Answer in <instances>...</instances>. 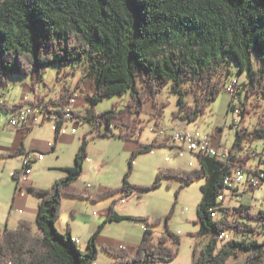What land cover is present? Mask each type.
<instances>
[{
  "label": "trees",
  "instance_id": "obj_1",
  "mask_svg": "<svg viewBox=\"0 0 264 264\" xmlns=\"http://www.w3.org/2000/svg\"><path fill=\"white\" fill-rule=\"evenodd\" d=\"M80 59H87L90 68L87 76L93 85L87 94L91 105L86 121L99 135H117L114 128H118L120 137L139 141L143 130L140 114L150 101L155 106L152 114L158 128L162 109L156 95L168 84L179 96L180 107L174 116L186 123L202 117L226 90V84L235 79L236 91L231 94L244 91L246 99L256 97L254 105H261L264 100V0H0V87L9 85L8 74L17 73L35 77L36 90L50 63L68 64ZM234 69L247 74V80L241 85L237 78L226 82ZM127 93L130 99L126 106L114 105L95 112L94 106L105 97ZM188 95L194 97L192 104L186 100ZM71 98L73 91L66 88L56 100L37 95L34 100L9 105L0 99V109L11 111L27 103L44 104L47 108H59L63 116ZM230 106L237 109L232 103ZM250 110L245 104L239 113L244 118ZM73 114L76 120H83L78 112ZM240 122L235 121L234 125ZM104 123L107 129L102 132ZM54 136L56 149L58 129ZM170 138L167 135L163 143L167 144ZM258 139L264 140V118L252 130L245 125L237 127L227 161L197 153L199 168L189 171L164 168L150 185L132 184L134 160L138 152L150 151L156 145L155 138L132 152L121 186L92 193L75 185L88 156L89 138L84 135L76 152V164L64 169V177L55 180L48 189L28 187L40 197L36 215L38 230L33 229L34 223L28 219L21 220L17 228L0 226V264H95L96 241L103 227L109 221L130 218L146 223L142 240L134 252L121 246L104 245L115 257L112 264L173 261L181 243L180 236L169 229L173 210L166 216L165 232L156 237L151 227L160 224L161 218L122 215L115 209L117 201L114 200L106 220L88 240L86 250L78 247L69 226L66 232L56 227L64 196L99 200L122 192L123 198L135 190L158 188L164 177L182 179L183 187L205 180L196 219L201 226L196 236L204 242L195 245L192 264H228L231 259L238 260L229 264H264V240L259 238L264 231V210L254 211L250 204L242 202L230 207L224 200H217L226 189V176L236 167L246 166L248 158L256 152L242 155L237 150H242L245 142ZM23 153V148H19L6 156ZM23 171V167L14 170L13 177L18 180ZM215 208L220 216H212ZM224 233L231 238H221Z\"/></svg>",
  "mask_w": 264,
  "mask_h": 264
},
{
  "label": "rangeland",
  "instance_id": "obj_2",
  "mask_svg": "<svg viewBox=\"0 0 264 264\" xmlns=\"http://www.w3.org/2000/svg\"><path fill=\"white\" fill-rule=\"evenodd\" d=\"M89 64L86 60H76L68 64H60L57 62L50 63L46 67L43 80L37 82L36 90L33 87L35 77L32 75L21 76L17 73L8 74L9 85L0 87L2 95L0 99L6 104L12 105L25 100H34L37 95L45 96L46 99L56 100L60 97L63 89L70 88L73 91L74 102L67 104V108L78 112L83 120H77L69 123L68 128L75 127V132L68 131L67 134H61L57 141L56 149L50 150L48 143L55 142V130L52 128L51 120L46 119L45 122L36 128L35 133L31 137V142L38 147V151L44 153L42 160L32 163V177L35 186L38 188H50L55 180L66 175L65 168L72 167L76 164V152L80 147L81 139L84 135L89 138L87 158L83 165V172L79 179L75 180V185L79 188H85L97 193L104 190H111L121 186L124 175L130 167L129 159L135 149H141V144H150L157 138L156 145L153 146L155 152L145 151L137 154L132 167L130 181L132 184L150 185L155 182L157 173L164 168H177L183 171H189L196 167H200L197 156L193 155L194 164H189V154L186 157H180L176 153V148L164 144L163 139L167 135H171L175 129L194 130L199 129L203 132L213 134L212 143L214 146L220 145L221 149H232L233 142L236 139V129L242 125L249 130L258 126L264 118V100L261 105H254L256 97L246 99L245 92L232 95L225 89L219 94L216 100L212 102L210 107L206 109L205 114L196 121L186 123V127L181 126V121L175 118L174 113L180 107L178 94L172 92L171 85H166L156 97L162 109V117L159 127L155 126L156 117L152 114L154 105L148 102L142 113L140 114L141 137L139 141L125 140L120 137L119 129L114 128L117 135H99L98 131H92V124L86 121L88 115L87 109L90 108V102L87 94L93 89L91 88V79L87 76L89 73ZM237 78L240 85L247 80L246 73H238L234 69V73L226 79ZM83 79V81H81ZM81 81V87L78 86ZM241 87V86H240ZM130 99L129 93L123 95L107 96L98 105L94 106L95 112L100 113L112 106L122 108L127 105ZM189 103L194 102L192 95L186 96ZM231 103L237 109H231ZM30 104V103H27ZM251 108L246 117L242 118L239 111L244 105ZM25 106V105H23ZM0 113L10 115V111L0 109ZM241 120L239 124L235 121ZM233 125V126H232ZM157 128V129H156ZM107 129L104 123L101 131ZM9 132V131H8ZM12 135L4 133L2 141L11 143ZM4 143V142H3ZM5 144V143H4ZM253 151L264 152V140H255L245 142L242 150H237L239 154L247 155ZM258 156H250L246 167H255L260 164ZM21 158L18 156H9L0 158V217L6 219L9 215L16 184L19 182L24 185V179L17 180L13 177L16 168L20 169ZM184 183L179 178L164 177L158 188L148 191L135 190L130 196L121 197L122 192L113 196L105 197L99 200L92 198H82L77 196H64L62 200L61 216L56 227L65 230L68 222L73 224L78 237L76 241L80 249H86V242L89 240L90 229L93 226H100L106 220V209L116 200V210L122 215H128L137 218H150L156 220L162 219L158 225L151 227L156 237L165 232L166 216L173 210L168 221L169 229L177 233L181 238L178 247V256L171 262H159L156 264H192L194 259V247L197 244H203L204 239L198 238L201 226L196 223L199 203L203 197L201 185L205 183L204 179L197 180L188 186H181ZM28 194V200L34 201L37 197L33 195L29 188L24 187ZM179 193L177 194V191ZM226 192V200L224 204L230 207L238 206L241 202L250 204L254 211L264 210V186L261 188H246L239 194H232L228 189ZM31 196V197H30ZM19 208L13 211L12 215H20L16 213ZM72 211L78 215V220H72ZM221 213L217 214L220 216ZM36 222L33 229L38 230ZM144 227L146 223L136 218L109 221L101 231L100 239L96 241L98 256L95 264H112L115 261L113 254L107 252L104 245L118 247L123 244L127 250L134 252L133 246L139 245L142 240ZM1 228L3 226L1 225ZM263 230V229H262ZM264 240V231L259 236ZM102 242H106L103 244ZM138 247V246H137ZM240 259V258H239ZM238 259H231L229 263ZM150 264V263H149Z\"/></svg>",
  "mask_w": 264,
  "mask_h": 264
},
{
  "label": "built area",
  "instance_id": "obj_3",
  "mask_svg": "<svg viewBox=\"0 0 264 264\" xmlns=\"http://www.w3.org/2000/svg\"><path fill=\"white\" fill-rule=\"evenodd\" d=\"M236 79L226 84V90L234 93L236 91ZM71 103L74 102V98H71ZM29 105V112H22V107L15 108L10 111V115H4L0 113V128L4 129H19L22 131H29L36 129L42 125L46 119L52 121V128L60 132V134H67L68 131L75 132V127L68 128V124L75 121L76 117L73 114V110L69 108L66 110L64 115H60L57 107H46L44 104H25ZM61 121V122H60ZM169 144L177 149L178 156H184L186 153H201L203 155L214 156L215 158L227 161L229 158V150L221 149L218 146H214L212 140L214 139L213 134L208 132L200 131L199 129L194 130H180L175 129L170 135ZM49 148L54 146L53 142L48 143ZM151 153L155 152L154 148H151ZM259 152H254L253 156H258ZM44 153L42 151L29 150L23 155L22 167L24 169L23 176H26L32 171V163L42 160ZM260 164L264 160V152L259 155ZM225 187L231 193H234V189L243 186L244 189L255 187L261 188L264 186V167L262 165H256L255 167H246L240 165L236 167L229 176L225 178ZM225 189V190H226ZM218 201L226 200V192H222ZM219 211L217 208L213 209V217H217ZM221 238L230 239V234H222ZM79 240V239H78ZM79 242V241H78Z\"/></svg>",
  "mask_w": 264,
  "mask_h": 264
},
{
  "label": "crops",
  "instance_id": "obj_4",
  "mask_svg": "<svg viewBox=\"0 0 264 264\" xmlns=\"http://www.w3.org/2000/svg\"><path fill=\"white\" fill-rule=\"evenodd\" d=\"M91 88L93 89L92 83H91ZM180 121H181V123H180L181 126L185 128L186 127V122L182 121V120H180ZM74 122L75 121H73L72 123H74ZM178 129H179V127H178ZM35 130L36 129H32V130H29V131H22V130H19V129H4V128H0V158L1 157H3V158L9 157V156H6V155H8L10 153H13L14 151H16L19 148H23L24 153L28 152L29 150L38 151L37 150L38 147L35 146L34 143L31 142V137L33 136V133H35ZM180 130H183V129H180ZM4 133H9L10 135H12L11 137H12L13 141L11 143H8L7 141H2L1 138L4 135ZM60 136H61V134H60ZM53 143H54V146H55V142H53ZM169 145H171V144H169ZM54 146L52 148H50V150H53ZM56 146H57V143H56ZM218 147L220 148V145H218ZM176 151H177V149H176ZM24 153L21 154V155H15V156H18V158H21L20 160H21L22 163H23L22 159H23ZM187 154H189V164L193 165L194 164V161H193L194 160L193 159L194 153H186L184 156H180V157L184 158V157H186ZM22 163H21V165H22ZM16 169H18V168H16ZM32 173H33V171H31V173L26 175V176H23L24 174H21V177L18 180L20 181V180L24 179V185L20 184L19 182L16 184V188H15V192L16 193H14L13 204H11V208L9 210V215H8V217L6 219L4 218V216L0 217V226L2 225L3 227L8 226L9 228H17L18 223H20V221L24 220V219L31 220V222H33V223L36 222V215H37V209H39L40 197L35 195V193L32 192L33 195L37 196V197H32V198H34V201L32 202V200H30V199L28 200V194L31 193V192L23 190L24 187H27V188L29 186L37 187V186H35L34 181L32 180L33 179ZM17 187H18V189H17ZM39 188H41V187H39ZM242 191H244V187L240 186L239 188H237V190L234 193L238 194V193H240ZM17 208H19V210L16 211V213H19L20 215H16V214L12 215L13 211H15ZM108 211H110V206L105 211L106 212V217H107ZM118 211L119 210L117 209V212ZM72 220H78V215H76V214L72 215ZM72 225L73 224H71V222H68V224L66 225V228H65L64 231L61 230L60 228H59V230L61 232H66L67 228L69 226L71 235L76 241V240H78L77 239L78 237L76 236V234H75L76 230L73 228ZM97 228H98V226H93L90 229V231H89L90 233H88L89 234V239L93 235V233L96 231ZM100 237H101V235L98 236V240L100 239ZM77 242L78 241H76V243ZM87 242H88V240H87ZM87 242H86V249H87ZM102 243L106 244V242H102ZM119 246L125 247L121 243L119 244ZM137 246L138 245L133 246L134 249L137 248ZM86 249H82V250H86Z\"/></svg>",
  "mask_w": 264,
  "mask_h": 264
},
{
  "label": "bare ground",
  "instance_id": "obj_5",
  "mask_svg": "<svg viewBox=\"0 0 264 264\" xmlns=\"http://www.w3.org/2000/svg\"><path fill=\"white\" fill-rule=\"evenodd\" d=\"M22 112H29V105H25L22 107Z\"/></svg>",
  "mask_w": 264,
  "mask_h": 264
}]
</instances>
